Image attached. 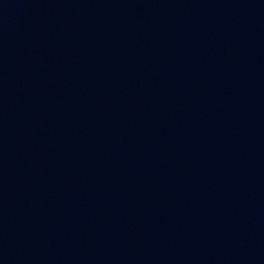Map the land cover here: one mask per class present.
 Instances as JSON below:
<instances>
[{
    "label": "water",
    "instance_id": "95a60500",
    "mask_svg": "<svg viewBox=\"0 0 264 264\" xmlns=\"http://www.w3.org/2000/svg\"><path fill=\"white\" fill-rule=\"evenodd\" d=\"M0 264H264V0H0Z\"/></svg>",
    "mask_w": 264,
    "mask_h": 264
}]
</instances>
